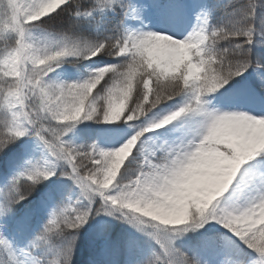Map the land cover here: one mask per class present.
<instances>
[{
	"label": "snow or ice",
	"instance_id": "snow-or-ice-1",
	"mask_svg": "<svg viewBox=\"0 0 264 264\" xmlns=\"http://www.w3.org/2000/svg\"><path fill=\"white\" fill-rule=\"evenodd\" d=\"M95 2L102 9L113 0ZM69 3L70 0H15V13L6 15L3 27L16 33L17 41L14 48L0 57V107L11 112L7 135H0V152L14 138L26 135L25 124L31 126L56 159L67 162L70 178L86 196L99 195L138 230H143L148 220L155 222L148 226L158 230L157 242L161 243L164 256L172 258L168 264H197L173 244L190 230L189 225L199 229L210 220L233 233L264 264V177L238 185L244 197L242 204L220 207L217 203L233 184L241 166L264 153V118L243 113L205 114L201 103L202 96L215 92L253 67L251 52L245 45L253 42L252 21L258 3L250 2L239 9V18L229 29H210L208 20L203 19L198 30L183 41L148 32L98 44L62 41L54 48H39L28 42V25ZM259 7L264 8V4ZM94 10L77 11L75 15H91ZM261 24L264 25V17ZM241 37L245 38L244 43H235ZM222 42L234 47L220 48ZM101 53L130 59L123 69L101 68L83 83L50 86L44 82L52 65L61 59L91 58ZM109 74L111 84L105 94L94 95V90ZM137 86L147 94L151 109L181 94H191L192 99V103L144 131L161 128L189 113L205 114L209 122L199 143L166 150L161 162L146 160V167L135 179L117 184L143 132L115 151H102L95 145L89 151H78L66 145L62 137L82 119L92 120L101 115L105 123L136 119L125 114L132 112ZM144 107L137 108V112L143 113ZM45 121H55L64 127H45ZM42 133H47L48 138ZM52 174L41 171L28 174L26 179L30 183L26 190L17 186L19 180L14 182L16 196L9 201L7 211L27 199L41 178L47 180ZM4 211L0 209V214ZM89 215L90 211L77 212L74 208L54 213L42 238L58 232H76L88 222ZM105 215L113 213L105 211ZM0 245L7 247L4 240H0ZM71 251L69 248L65 254V264H70ZM157 261L164 264L159 257Z\"/></svg>",
	"mask_w": 264,
	"mask_h": 264
},
{
	"label": "trees",
	"instance_id": "trees-1",
	"mask_svg": "<svg viewBox=\"0 0 264 264\" xmlns=\"http://www.w3.org/2000/svg\"><path fill=\"white\" fill-rule=\"evenodd\" d=\"M213 9L220 8L221 14H210L208 27L210 29H229L239 18L238 10L247 3H258L256 17L252 21L254 26L253 42L245 45L251 52L253 67H250L242 76L236 77L223 87L213 93L206 94L207 97L215 98L221 91L228 90L233 85L243 81H249L258 90H264V25L261 18L264 17V8L259 5L264 4V0H213ZM130 0H113L111 4L101 6L95 0H71L56 13L37 22L34 27L41 31L48 32L53 37L62 41L76 42L79 44H98L101 42H114L123 38L122 22L126 15ZM92 11L93 17L86 18L85 15L76 16L77 11ZM6 15L0 13V57L15 47L17 35L5 30L3 25ZM245 38H239L235 43H244ZM220 48L234 47L228 42H222ZM108 56V55H106ZM129 57H113L117 69H123L129 62ZM87 58L77 57L62 61L64 67L82 71L81 66L87 63ZM259 65V68L255 67ZM84 73V72H83ZM189 94H181L174 99L186 97ZM187 102V104H189ZM162 104V103H161ZM160 105V104H159ZM153 109V108H152ZM151 109V110H152ZM143 116V115H142ZM142 116L134 120H127L130 126L136 128V132L145 133L143 128ZM101 116L92 120L84 121L79 127L82 128L83 141L86 130L97 129L101 126ZM11 122V113L7 108L0 107V135H7V128ZM119 125H122L119 123ZM140 126L141 128L137 127ZM89 130V131H90ZM142 136V135H141ZM140 136L136 148L132 155L125 162L121 177L117 184L129 183L135 179L139 171L144 168V149L145 143ZM25 140L14 138L4 151L0 152V209L5 211L0 214L1 224L8 230L14 246L24 249L31 255L38 257L42 264H65L66 253L71 248L70 264H149L163 259L164 253L157 238L149 237L147 234H138L128 229L122 220L107 221L99 224L98 214L94 213L87 224L76 232H58L50 234L47 239L40 236L44 233V218L36 212L40 198L52 196L55 201L62 204L63 198L72 193V184L64 178L63 170L54 177L47 180L41 178V182L36 184L34 190L28 195L27 199L20 201L7 211L9 201L16 196L13 191V184L19 180L17 185L22 190L30 181L26 179H11L17 169L23 167L26 162V150L23 146ZM154 163H159L156 156ZM40 216V217H39ZM219 231V232H218ZM216 230L211 234L202 231L201 233H190L187 241L177 242L176 248L190 258L196 260L197 264H208L216 257L212 249L214 241L224 237L226 248L230 254L247 255L250 257L251 250L243 242L229 235L228 231ZM44 235V234H43ZM73 236L75 240L73 241ZM161 239V238H160ZM212 248V249H211ZM195 249L197 253L194 254ZM0 264H13L4 252L0 250Z\"/></svg>",
	"mask_w": 264,
	"mask_h": 264
},
{
	"label": "rangeland",
	"instance_id": "rangeland-1",
	"mask_svg": "<svg viewBox=\"0 0 264 264\" xmlns=\"http://www.w3.org/2000/svg\"><path fill=\"white\" fill-rule=\"evenodd\" d=\"M213 6V0H130L126 10L127 13L122 22V34L123 37L127 35L140 36L151 32L169 36L177 41H183L198 30L203 19L206 18L209 20L210 14L218 15L223 12L220 8L214 10ZM91 16L92 15H90V17ZM35 24L27 26L26 39L29 43L39 48H54L62 42V40L53 37L48 32L37 29L34 27ZM75 58L77 57H65L53 64L52 70L45 76L44 82L50 86L83 83L93 78L99 69L104 67H115L116 64V62L112 60V56H106L101 53L100 55L87 58V63L82 65V71H78L79 73H76L77 70L73 69V67H64L61 65L62 61ZM110 75L111 74L106 76L101 84L97 86L94 90V95L102 96L105 94V89L111 84ZM134 97L135 90L133 92V98ZM189 101L192 103L191 94L157 105L142 116L143 128L147 129L159 123L166 116L184 107ZM201 103L203 113L205 114L214 113L222 115L225 113H243L253 118H264V90L257 92L250 82H243L237 86H233L230 90H224L215 98L210 99L207 95H204L201 97ZM128 114L129 113H126L125 116ZM205 114L189 113L161 128H153L152 131H145L141 136L145 143L143 152L145 161L148 160L152 163V160L158 156L161 162L167 155L166 150L189 143H199L202 134L206 130V124L209 122L208 116ZM85 120L87 119L75 122L71 127V131L67 132V134L62 137L66 145L78 151H89L93 145L102 151H115L138 134L136 128L134 129L133 126L128 124L126 118H122L120 121L116 122L105 123L102 117L100 122L102 125L95 130H86L85 132L87 133L84 135L83 141V134L79 126L83 124ZM119 123L122 125H119ZM44 124L45 127H64V125H58L55 121H45ZM137 127L141 128L140 126ZM24 128L27 129V132L26 135L21 138L25 140L23 146L26 150V162L22 168L17 169L19 170L17 171L19 174L13 176L11 179L17 180L19 178H26L28 174L35 171L45 173L51 172L54 174L50 177H54L58 172L63 170L64 178H67L72 184V193L66 197H62V204L55 201L52 196L37 200L38 207L36 212L44 218L46 224H48L54 213L59 214L63 210L74 208L77 212L90 211L88 220L94 213H99V224H105L109 220L113 221V219H119L126 223L128 229L138 234H147L150 238H157L155 234L158 230L148 226L155 223L154 221L148 220V225L143 226V230H138L123 218L120 211L106 205L99 195L93 193L86 196L76 182L70 178L71 170L67 162L56 159L44 142L36 135L35 129L27 124L24 125ZM42 135L48 138L47 133H42ZM143 164L144 167H146L145 163ZM256 174L264 176V153L257 155L241 166L233 184L228 191L218 199V205L220 207H228L234 204H242L244 197L241 196L238 185L243 186L242 182L245 180H254ZM113 192L115 193V189H113ZM105 211H112L113 215H105ZM189 228L190 230L185 235L174 241V248H176L175 244L177 242L183 243L184 240H189L188 235H190V233L195 234L197 231H199L197 232L198 234L202 231L211 234L216 232V230H224L225 232L228 231L229 235L232 234L233 237L239 240L233 233L213 220H210L202 228L192 229L191 225H189ZM159 231L161 234L164 232L163 229ZM160 238L161 242H163V235H161ZM223 239L225 238H218L217 241H214L213 249H211L216 257L208 264H260L258 254L252 250L250 257L240 254L235 255L233 253L228 255L229 248H226ZM0 240H4L7 245V247L5 245H0V249L14 264H41L36 256H31L28 252L22 249L18 250L16 246H14L11 235H9L6 228L1 225V223ZM159 244L161 246V243ZM243 244L244 243L241 245ZM196 253L197 249L194 251V254ZM170 259L172 258L164 256L160 261H164V264H168ZM149 264H158V261H151Z\"/></svg>",
	"mask_w": 264,
	"mask_h": 264
},
{
	"label": "clouds",
	"instance_id": "clouds-1",
	"mask_svg": "<svg viewBox=\"0 0 264 264\" xmlns=\"http://www.w3.org/2000/svg\"><path fill=\"white\" fill-rule=\"evenodd\" d=\"M16 11V4L15 0H0V13L2 14H9L10 12L15 13ZM145 88L148 87L147 82L144 85ZM148 105V96L147 94L143 93L139 86H137L135 100L133 102V109L132 112L129 113V118H138L139 115L145 114L147 111L151 110V106L144 107ZM144 107L143 113H138L137 108Z\"/></svg>",
	"mask_w": 264,
	"mask_h": 264
},
{
	"label": "bare ground",
	"instance_id": "bare-ground-1",
	"mask_svg": "<svg viewBox=\"0 0 264 264\" xmlns=\"http://www.w3.org/2000/svg\"><path fill=\"white\" fill-rule=\"evenodd\" d=\"M259 177H264V176H262V175H260V174H256V176H255L254 179H258Z\"/></svg>",
	"mask_w": 264,
	"mask_h": 264
}]
</instances>
